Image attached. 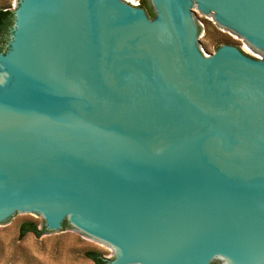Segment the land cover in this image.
I'll use <instances>...</instances> for the list:
<instances>
[{"label":"water","instance_id":"obj_1","mask_svg":"<svg viewBox=\"0 0 264 264\" xmlns=\"http://www.w3.org/2000/svg\"><path fill=\"white\" fill-rule=\"evenodd\" d=\"M148 2L153 19L123 0H18L0 225L66 222L113 248L106 264H264V60L205 57L197 27L198 10L264 56V0Z\"/></svg>","mask_w":264,"mask_h":264},{"label":"rangeland","instance_id":"obj_2","mask_svg":"<svg viewBox=\"0 0 264 264\" xmlns=\"http://www.w3.org/2000/svg\"><path fill=\"white\" fill-rule=\"evenodd\" d=\"M126 1L138 7L149 0ZM17 2L18 0H0V8L9 7L12 11ZM197 27L199 28V48L205 57L214 54L219 45V47L232 46L249 56L259 54L242 38L219 26L214 18L201 14L198 10ZM25 222H35L39 228L44 225L43 220L32 214L0 225V264H93L83 256V253L89 250L101 252L108 260L114 259L115 254L111 246L89 238L70 226L47 232L40 238L32 234L20 238L19 227ZM216 264L223 263L219 261Z\"/></svg>","mask_w":264,"mask_h":264},{"label":"trees","instance_id":"obj_3","mask_svg":"<svg viewBox=\"0 0 264 264\" xmlns=\"http://www.w3.org/2000/svg\"><path fill=\"white\" fill-rule=\"evenodd\" d=\"M138 7L144 10L146 16L149 19L154 18V13L151 6L149 5V2L141 3ZM11 24H12V12L9 10V7L0 8V51L3 50V44H2V42L4 41L3 35L4 33H6L7 28L10 27ZM67 226H68L67 223L64 222L63 227L65 228ZM27 234H32L34 237L40 238L41 236L47 234V232L44 228V225H42L41 228H39L37 223L35 222H25L19 227V237L23 238ZM83 256L89 261H91L93 264H106L108 262V259H106L101 252H97V251H90V250L85 251L83 253Z\"/></svg>","mask_w":264,"mask_h":264},{"label":"bare ground","instance_id":"obj_4","mask_svg":"<svg viewBox=\"0 0 264 264\" xmlns=\"http://www.w3.org/2000/svg\"><path fill=\"white\" fill-rule=\"evenodd\" d=\"M30 3H29V6L24 11V13H22V15H21V22H22V25L24 27H27L30 24V20H29L30 19V15H29ZM31 35H30V37H31ZM19 43H20L19 51L15 54V56H13L11 58V61L13 62V65H14L16 70H19V68L25 64L30 65L31 54H24L25 47L28 49H29V47L31 48V44L29 45V34H27L26 31H23L22 36H21V40ZM244 49L247 51L249 50L247 48H244Z\"/></svg>","mask_w":264,"mask_h":264},{"label":"built area","instance_id":"obj_5","mask_svg":"<svg viewBox=\"0 0 264 264\" xmlns=\"http://www.w3.org/2000/svg\"><path fill=\"white\" fill-rule=\"evenodd\" d=\"M124 2H126L127 3V1L126 0H123ZM137 7V6H136ZM244 53V52H243ZM245 54V53H244ZM245 55H247V54H245ZM252 55V54H251ZM247 56H249V55H247ZM249 57H251V58H253V59H255V60H264V56L263 55H260V54H253L252 56H249Z\"/></svg>","mask_w":264,"mask_h":264},{"label":"flooded vegetation","instance_id":"obj_6","mask_svg":"<svg viewBox=\"0 0 264 264\" xmlns=\"http://www.w3.org/2000/svg\"><path fill=\"white\" fill-rule=\"evenodd\" d=\"M9 28H10V27L7 28L6 33H4V35H3V37H4V41L2 42V44H3V50L5 49V46H6V44H7V38H8V34H9ZM3 50H2V51H3ZM0 52H1V51H0Z\"/></svg>","mask_w":264,"mask_h":264}]
</instances>
